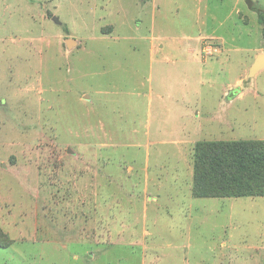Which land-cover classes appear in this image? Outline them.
Wrapping results in <instances>:
<instances>
[{
  "label": "rangeland",
  "instance_id": "374dc122",
  "mask_svg": "<svg viewBox=\"0 0 264 264\" xmlns=\"http://www.w3.org/2000/svg\"><path fill=\"white\" fill-rule=\"evenodd\" d=\"M261 13L0 0V264H264V196H198L194 162L198 143L264 142ZM151 27L156 60L197 36L201 74L157 62L151 80ZM165 79L183 83L170 112Z\"/></svg>",
  "mask_w": 264,
  "mask_h": 264
},
{
  "label": "trees",
  "instance_id": "16d2710c",
  "mask_svg": "<svg viewBox=\"0 0 264 264\" xmlns=\"http://www.w3.org/2000/svg\"><path fill=\"white\" fill-rule=\"evenodd\" d=\"M194 153L198 196H264V142L198 143Z\"/></svg>",
  "mask_w": 264,
  "mask_h": 264
},
{
  "label": "crops",
  "instance_id": "0c3cea01",
  "mask_svg": "<svg viewBox=\"0 0 264 264\" xmlns=\"http://www.w3.org/2000/svg\"><path fill=\"white\" fill-rule=\"evenodd\" d=\"M151 37H150V41H151V51H150V78L151 80L153 79V75H152V71H153V66L154 64H156L157 62L159 63L158 66H161V70H163V73L166 75V77H171L172 78H178V76H175L176 71H178V62L179 61H185L184 65L185 67V71L189 72V74H194V72L196 71L197 74H201L200 73V69H199V61H197V59L192 55V51L198 48V44L195 43L197 39V36L195 38H191V37H182V38H176L175 41L173 40V45L169 46V48L175 52L176 56H178V62H174L172 63V61L170 60L169 54L166 53L164 55V51H165V47L162 49V53L161 54H157L156 56H158L160 59L156 60L154 59L153 56V52L155 50V44L157 43L158 39H160V41H166L168 38H160V37H156L155 33L156 31L154 30L153 27H151ZM74 44V42H73ZM166 48H168V46H166ZM181 56H184V58H182ZM257 59V58H256ZM256 61V60H255ZM254 61V63H255ZM253 63V64H254ZM178 66V67H177ZM252 67V66H251ZM183 68V67H182ZM169 69H171L172 71L174 70L175 73L171 74V71H169ZM181 70V69H179ZM184 70V68H183ZM264 70V69H263ZM262 71V70H261ZM261 71H259L256 75H258ZM169 75V76H168ZM255 75V76H256ZM187 79H189V76H186ZM199 79V78H198ZM190 80H193V78H190ZM172 83V84H171ZM181 84V85H180ZM183 83H180L179 81H175V80H171V82H168V79H165V91H164V97L165 100H163L161 102V111H172V108L170 107V103L172 100H170V98H174L176 97L175 93H174V89L175 87H179L182 86ZM170 104V105H169Z\"/></svg>",
  "mask_w": 264,
  "mask_h": 264
},
{
  "label": "water",
  "instance_id": "95a60500",
  "mask_svg": "<svg viewBox=\"0 0 264 264\" xmlns=\"http://www.w3.org/2000/svg\"><path fill=\"white\" fill-rule=\"evenodd\" d=\"M73 44V41H69L68 45ZM264 69V54L259 55L255 63L251 67L250 77H254L259 71Z\"/></svg>",
  "mask_w": 264,
  "mask_h": 264
}]
</instances>
